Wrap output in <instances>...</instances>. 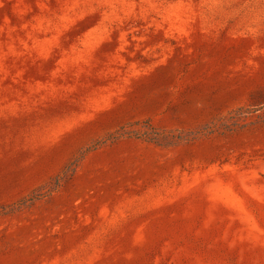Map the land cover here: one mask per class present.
Masks as SVG:
<instances>
[{
    "label": "rangeland",
    "instance_id": "rangeland-1",
    "mask_svg": "<svg viewBox=\"0 0 264 264\" xmlns=\"http://www.w3.org/2000/svg\"><path fill=\"white\" fill-rule=\"evenodd\" d=\"M0 264H264V0H0Z\"/></svg>",
    "mask_w": 264,
    "mask_h": 264
},
{
    "label": "trees",
    "instance_id": "trees-1",
    "mask_svg": "<svg viewBox=\"0 0 264 264\" xmlns=\"http://www.w3.org/2000/svg\"><path fill=\"white\" fill-rule=\"evenodd\" d=\"M178 138L174 137V136H165L163 134H157V137L154 139L155 143H157L158 145H180V144H184L185 142H187L188 140H181V141H175V139ZM163 142V143H161ZM165 142V143H164ZM167 142V143H166Z\"/></svg>",
    "mask_w": 264,
    "mask_h": 264
}]
</instances>
